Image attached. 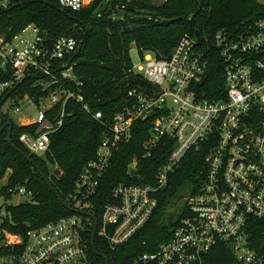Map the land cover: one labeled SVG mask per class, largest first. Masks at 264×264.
Here are the masks:
<instances>
[{
    "label": "built area",
    "instance_id": "1",
    "mask_svg": "<svg viewBox=\"0 0 264 264\" xmlns=\"http://www.w3.org/2000/svg\"><path fill=\"white\" fill-rule=\"evenodd\" d=\"M93 2L58 0L62 8L73 11ZM12 4L0 0V11ZM213 46L225 83L216 99L199 94L211 61L209 45L203 48L185 37L167 56L138 52L131 71L151 87L130 91L132 103L115 113L112 122H103L107 129L96 155L75 180L71 214L25 234L10 230L9 207L20 202H9L17 197L31 200L33 193L26 185L9 186L6 179L0 191L6 199L0 206V264H95L94 231L111 249L128 242L158 208L160 192L187 153L203 146L207 170L197 191L188 188L186 214L169 240L134 264H204L218 245L229 246L239 264H264V252L254 237L255 232H264V16L235 31L219 30ZM79 47L77 37L55 36L36 23L6 32L0 19V126L4 123L7 134L9 122L12 130L14 125L28 127L18 139L31 153L44 155L50 150L51 136L62 127L71 101L82 103L95 119L103 118L102 111H93L86 103L83 82L74 71L72 55ZM23 87L30 91L22 93ZM21 104L29 112L21 114ZM151 116L145 152L133 158L128 173L140 175L141 161L164 145L169 155L155 182L117 183L98 217L94 200L115 153L130 141L133 125ZM132 169L140 172L133 175Z\"/></svg>",
    "mask_w": 264,
    "mask_h": 264
},
{
    "label": "trees",
    "instance_id": "2",
    "mask_svg": "<svg viewBox=\"0 0 264 264\" xmlns=\"http://www.w3.org/2000/svg\"><path fill=\"white\" fill-rule=\"evenodd\" d=\"M12 2V7L0 11L4 31L16 32L29 23H36L55 36L73 35L79 39L81 50L73 59L74 71L83 82L82 93L86 103L93 111L103 113L102 120L95 119L82 103L69 102L68 115L62 127L52 134L50 150L44 155L31 153L19 141V134L28 127L14 125L12 144L7 140L6 129L2 132L0 181L7 177L9 186L26 185L33 193L31 200L9 207L12 222L8 227L24 234L29 229L72 213L71 194L75 180L83 166L96 155L107 129L103 122H112L115 113L132 103L130 91L151 87L140 74L131 71L133 48L140 54L152 51L163 57L171 54L186 36H192L203 48L204 44L209 45L213 48L211 61L199 94L202 98L216 99L225 90V83L223 64L213 46L215 34L221 29L235 31L244 23L264 16V2L261 0H165L160 5L146 0H94L80 11L64 9L58 0ZM107 5V10L101 13ZM113 10L118 13L115 18L112 16ZM20 90L22 93L30 91L28 87ZM153 120L154 116L138 120L133 125L130 141L123 143L115 153L94 200L98 205V217L117 183L155 182L159 166L169 155L167 146L161 145L151 157L141 161L140 175L131 176L128 173L133 158L145 152L144 144L149 138ZM206 155L204 146L187 153L180 167L170 176L165 189L160 192L158 208L128 242L111 249L95 236V248L99 253L93 254L95 264H105L103 256L109 259L110 264H134L140 256L156 251L160 244L169 240L186 210L183 207L177 219H166V208L184 187L189 186L197 191L202 186L207 170ZM56 168L60 169L62 176L55 173ZM62 200L68 204V208ZM254 237L259 249L264 252V232H255ZM204 264L239 262L229 246L218 245L207 254Z\"/></svg>",
    "mask_w": 264,
    "mask_h": 264
},
{
    "label": "rangeland",
    "instance_id": "3",
    "mask_svg": "<svg viewBox=\"0 0 264 264\" xmlns=\"http://www.w3.org/2000/svg\"><path fill=\"white\" fill-rule=\"evenodd\" d=\"M107 1V0H105ZM149 1L150 3L154 4V5H160L162 3H164L165 0H146ZM112 16L113 18L118 16V13L116 11H112ZM188 38H193L192 36H186ZM185 38V37H184ZM138 51L136 48H133L131 50V56H132V60L134 62L138 61ZM30 109L27 108L26 105L21 104V114H25L27 112H29ZM12 117L14 118L15 121H18V116L15 114H12ZM21 117H23V115H21ZM6 179L7 177L3 180L0 181V191L3 188V186L6 184ZM188 188H190L189 186H186L183 188V190L168 204L166 211H165V218L166 219H170L171 217H174V219H177L178 214L181 212V210L184 207L185 204V198L187 196L188 193ZM27 199L25 197H17L15 199H13V201L9 202V203H17V202H25ZM6 203V199L3 195L0 194V206H3Z\"/></svg>",
    "mask_w": 264,
    "mask_h": 264
},
{
    "label": "water",
    "instance_id": "4",
    "mask_svg": "<svg viewBox=\"0 0 264 264\" xmlns=\"http://www.w3.org/2000/svg\"><path fill=\"white\" fill-rule=\"evenodd\" d=\"M108 7H109V5H107V7H106L104 10H102L101 13L105 12V11L107 10ZM76 21H78L80 24H83V22L80 21L79 19H76ZM80 50H81V46L79 47L78 51L75 53L73 59L77 56V54L80 52ZM6 126H9V130H8V134H7V140H8V142H9L10 144H12L11 134H12V126H13V125H12L11 122H9V123L6 124ZM4 129H5V127H2V128L0 129V136H1L2 132L4 131ZM25 155H26V158H27L28 160L32 161V158H31L29 155H27V154H25ZM139 172H140V169H132V170H131V174H133V175H135V174H137V173H139ZM55 173L58 174V175H60V176L63 175V173L60 171L59 168H56V169H55ZM62 202H63V204L65 205V207H67V208L69 207L68 204H67L66 202H64L63 200H62ZM72 210H73V209H72ZM95 234H96V230H95L94 233H93V246H94V253H95L96 255H99V253L97 252V250H96V248H95ZM103 257H104V259H105V264H110V263H109V259H108L106 256H103Z\"/></svg>",
    "mask_w": 264,
    "mask_h": 264
}]
</instances>
